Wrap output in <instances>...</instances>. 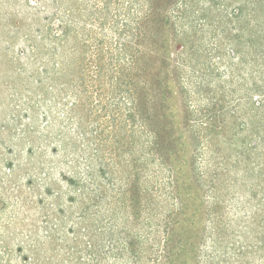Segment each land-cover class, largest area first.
Here are the masks:
<instances>
[{
  "label": "rangeland",
  "instance_id": "374dc122",
  "mask_svg": "<svg viewBox=\"0 0 264 264\" xmlns=\"http://www.w3.org/2000/svg\"><path fill=\"white\" fill-rule=\"evenodd\" d=\"M51 230L264 264V0H0V255Z\"/></svg>",
  "mask_w": 264,
  "mask_h": 264
},
{
  "label": "trees",
  "instance_id": "16d2710c",
  "mask_svg": "<svg viewBox=\"0 0 264 264\" xmlns=\"http://www.w3.org/2000/svg\"><path fill=\"white\" fill-rule=\"evenodd\" d=\"M128 14V13H127ZM127 16V15H125ZM127 20V21H126ZM125 23H123L125 30H132L131 25L129 24V18H126ZM127 22V23H126ZM68 29L63 28L62 35H67ZM126 45V44H125ZM120 70V76L119 80H121V83H125L126 79V71L124 70V67L119 65ZM124 86V84L121 85V88ZM128 89V88H127ZM133 197H136L133 194ZM75 228L73 229L74 234ZM41 238H35L34 241L29 244H20L19 250L22 253L21 260L18 262V264H100V262L94 261L96 259V256L93 257L94 249H97L93 245H87L86 248H84L78 239L77 236L73 237H65L61 239V242L56 237L55 230H51L48 232L47 238H45L46 241L42 242L40 241ZM120 241V240H119ZM123 242V241H122ZM120 242V244H122ZM125 248L131 249L132 243L126 242L124 243ZM6 248L5 246H3ZM62 250V251H60ZM82 250H90V257L91 259L84 260L83 256H81ZM8 249L6 248L5 251L2 253L3 255H0V264H11L10 260L7 259L6 262L4 261L3 257L5 256L4 253H7ZM131 252H134V249L131 250Z\"/></svg>",
  "mask_w": 264,
  "mask_h": 264
}]
</instances>
